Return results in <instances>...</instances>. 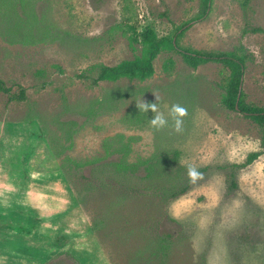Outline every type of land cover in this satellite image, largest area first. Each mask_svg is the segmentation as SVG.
I'll return each mask as SVG.
<instances>
[{
	"label": "rangeland",
	"instance_id": "1",
	"mask_svg": "<svg viewBox=\"0 0 264 264\" xmlns=\"http://www.w3.org/2000/svg\"><path fill=\"white\" fill-rule=\"evenodd\" d=\"M200 8L0 0V79L25 91L0 92V264H264V153L233 166L263 150L264 127L223 105L230 69L166 45L151 75L95 82L100 65L142 56L149 29L182 50L248 55L243 101L264 108V32H252L264 0H211L176 39ZM141 100L168 124L152 127ZM173 104L187 109L180 131Z\"/></svg>",
	"mask_w": 264,
	"mask_h": 264
},
{
	"label": "trees",
	"instance_id": "2",
	"mask_svg": "<svg viewBox=\"0 0 264 264\" xmlns=\"http://www.w3.org/2000/svg\"><path fill=\"white\" fill-rule=\"evenodd\" d=\"M98 2L102 0H96ZM254 0H241V8L245 10L249 4ZM201 8L200 13L190 19L186 24L180 26L176 30L175 38L177 39L181 36L192 23L204 20L207 16L208 10L210 8L211 0H200ZM254 33H263L264 29L254 28L252 30ZM143 42L148 45V48L145 50V53L136 57L133 60L123 61L116 66L107 67L99 66V73L95 80L98 81H115L122 77L136 76L138 74L151 75L153 72L152 61L154 56L158 54L162 46H168L172 50L180 52L183 56L188 59L197 60L200 62H216L227 66L230 69L231 76L229 82L224 86L225 95L222 99L223 105L232 110L237 111L244 115V117L249 118L254 123L259 126L264 127V108L257 107L255 105L246 104L243 101V96L240 90L242 83V76L244 73V63L245 59L249 56L246 54L238 55L235 51L231 52H200L197 50L180 49L174 39H161L156 40L154 33L147 29L142 34ZM135 42L137 38L133 39ZM82 77V75L80 76ZM0 92L7 94L9 101H21L25 98V91L23 87L20 88L18 94H12L10 87H7L3 80L0 79ZM239 95V99L237 97ZM237 106V109H236ZM263 150L260 152L251 153L248 155L246 161L241 165H233L235 168H244L255 159H257L262 153H264V143L262 146ZM235 186L234 175H230V186ZM188 190V185H185L179 192L175 193L173 198L186 193Z\"/></svg>",
	"mask_w": 264,
	"mask_h": 264
},
{
	"label": "clouds",
	"instance_id": "3",
	"mask_svg": "<svg viewBox=\"0 0 264 264\" xmlns=\"http://www.w3.org/2000/svg\"><path fill=\"white\" fill-rule=\"evenodd\" d=\"M141 104L145 113H147L149 110L154 113V117L149 120L152 127L159 129L165 127L168 124V120L165 118V116L158 112L157 103H145L141 100ZM137 107L140 111V106L137 105ZM170 111L175 118V128L177 131H180L183 124L182 118L186 115L187 109L180 104H173ZM201 176L202 174L198 172L196 168L189 167L188 177L190 182L196 183V181L200 179Z\"/></svg>",
	"mask_w": 264,
	"mask_h": 264
},
{
	"label": "water",
	"instance_id": "4",
	"mask_svg": "<svg viewBox=\"0 0 264 264\" xmlns=\"http://www.w3.org/2000/svg\"><path fill=\"white\" fill-rule=\"evenodd\" d=\"M241 88V87H240ZM239 99V95H238V97H237V100ZM236 109H237V106H236Z\"/></svg>",
	"mask_w": 264,
	"mask_h": 264
}]
</instances>
